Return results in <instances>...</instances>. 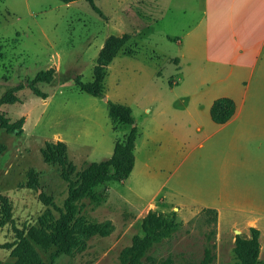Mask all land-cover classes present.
Returning a JSON list of instances; mask_svg holds the SVG:
<instances>
[{
  "label": "rangeland",
  "instance_id": "obj_1",
  "mask_svg": "<svg viewBox=\"0 0 264 264\" xmlns=\"http://www.w3.org/2000/svg\"><path fill=\"white\" fill-rule=\"evenodd\" d=\"M93 1L101 15L85 0H0V102L17 99L0 104V264L50 263L84 166L129 131L108 102L132 110L134 167L78 200L54 264H248L252 241L264 264V57L250 77L208 60L200 28L188 34L203 0ZM110 36L127 42L104 96L79 92ZM221 97L241 111L215 124ZM59 142L61 162H47Z\"/></svg>",
  "mask_w": 264,
  "mask_h": 264
},
{
  "label": "trees",
  "instance_id": "obj_2",
  "mask_svg": "<svg viewBox=\"0 0 264 264\" xmlns=\"http://www.w3.org/2000/svg\"><path fill=\"white\" fill-rule=\"evenodd\" d=\"M63 3H70L78 0H59ZM90 6L101 15V11L94 4L93 0H85ZM127 42V36H110L108 37L101 50L99 51L97 63L93 69L92 81L83 83L78 81L76 87L79 92L88 95L103 97V81L105 78L106 67L118 54L123 45ZM17 100L15 97L0 102H10ZM109 117L114 125L125 126L129 131L125 134L122 140H118L114 144L111 156L105 160L98 162H91L84 166L78 184L69 192L68 197L64 203V213L59 219L53 236V243L55 245L54 252L50 255V263L54 264L57 257L66 253L71 247L69 227L75 216L76 203L79 199L90 193L94 187L107 182H121L129 177L135 163L134 149L136 139L138 137V128L134 124V117L130 107L108 102ZM235 112V102L228 97H221L216 99L209 110L212 121L216 124H223L227 122ZM1 125L7 129L13 128L15 125H8L7 122L1 118ZM57 150L52 148V145L47 144L48 151H42L47 162H61L64 155L65 146L63 143H57ZM51 152V153H50ZM212 214V220L216 219V210L208 209ZM173 219V217H172ZM255 233L257 231H254ZM245 253L253 261L257 254L256 242L252 241L244 245L239 250L240 256ZM129 260V259H128ZM130 264H143L139 260L130 259ZM209 259H206L204 264H208ZM164 264H170L166 262Z\"/></svg>",
  "mask_w": 264,
  "mask_h": 264
},
{
  "label": "crops",
  "instance_id": "obj_3",
  "mask_svg": "<svg viewBox=\"0 0 264 264\" xmlns=\"http://www.w3.org/2000/svg\"><path fill=\"white\" fill-rule=\"evenodd\" d=\"M199 28L206 58L229 66L227 77L254 74L264 57V0H203L200 20L188 34ZM240 111L235 103L232 117Z\"/></svg>",
  "mask_w": 264,
  "mask_h": 264
}]
</instances>
